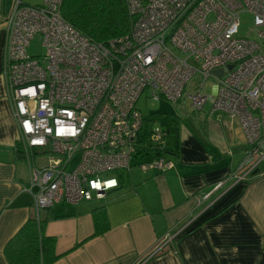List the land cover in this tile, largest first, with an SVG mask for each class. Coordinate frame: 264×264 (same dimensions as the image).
Here are the masks:
<instances>
[{"label": "built area", "instance_id": "obj_1", "mask_svg": "<svg viewBox=\"0 0 264 264\" xmlns=\"http://www.w3.org/2000/svg\"><path fill=\"white\" fill-rule=\"evenodd\" d=\"M125 3L129 31L102 43L62 17V0L14 1L3 74L29 171L23 189L36 216L61 201L102 200L118 186L115 171L173 167L165 153L133 160L167 135L137 108L145 91L147 98L174 103L186 95L193 111L209 102L208 115L235 120L252 147L264 140V0ZM243 12L252 15L253 38L238 35ZM36 35L45 48L41 57L27 53ZM43 154L53 159L36 163Z\"/></svg>", "mask_w": 264, "mask_h": 264}, {"label": "crops", "instance_id": "obj_2", "mask_svg": "<svg viewBox=\"0 0 264 264\" xmlns=\"http://www.w3.org/2000/svg\"><path fill=\"white\" fill-rule=\"evenodd\" d=\"M14 1L0 0V264L7 241L37 215L3 74ZM208 111H195L178 145L164 143L170 170L125 169L102 200L39 209L54 264H264V140L252 147L235 120ZM103 203L109 227L93 237L91 209Z\"/></svg>", "mask_w": 264, "mask_h": 264}, {"label": "trees", "instance_id": "obj_3", "mask_svg": "<svg viewBox=\"0 0 264 264\" xmlns=\"http://www.w3.org/2000/svg\"><path fill=\"white\" fill-rule=\"evenodd\" d=\"M61 15L78 31L102 43L126 34L130 27L125 0H62ZM152 120L158 121L166 134H175V142L178 145L179 119L176 115L153 113L144 119L147 123ZM15 148L25 157L19 142ZM164 152L162 147L148 146L138 150L133 160L150 159ZM91 218L92 236L102 235L109 227L106 204L93 207ZM46 221L47 218L38 216L27 219L7 241L4 255L8 264H54L59 259L60 255L55 250V237L45 232Z\"/></svg>", "mask_w": 264, "mask_h": 264}, {"label": "rangeland", "instance_id": "obj_4", "mask_svg": "<svg viewBox=\"0 0 264 264\" xmlns=\"http://www.w3.org/2000/svg\"><path fill=\"white\" fill-rule=\"evenodd\" d=\"M23 1L29 5H42L44 0H23ZM251 27H252V15L247 12L241 13L240 14V28H239L238 35L242 37L253 38L255 33L249 32V29ZM27 53L31 56H37V57H41L44 55L45 48L42 45V41L39 35L34 36L30 40V43L27 47ZM192 83H193V80H191L190 83H188V85L186 86V89H185L186 93L190 92L193 89ZM204 93L205 95H210L212 93V81L211 80H207L204 83ZM147 97H148V94L145 91L141 95V97L139 98L136 104L137 108L142 112L144 116H149L153 113L174 114L179 119V133L181 132V130L190 128L191 124H193L192 118L196 116L197 111L195 112L191 109L190 100L186 95H184L183 99H181L177 103H174V102H171L165 99L152 100ZM209 106H210L209 102H207L205 106L203 107V111H206L209 108ZM176 137L177 136L173 133L167 134L164 137L163 142L159 144V147H163L164 143L166 146H173L175 144ZM178 138H179V135H178ZM77 157L78 155H75L73 157V162L77 159ZM51 158L53 159L52 154L51 155L43 154L41 156H35L34 161L36 163H39L42 161L47 162L48 159H51ZM136 168L140 170L138 167ZM119 172L122 173V179H126V177H128V174L127 172H125V169L115 171L113 175L116 176L118 175ZM134 172H137V171L134 170L131 173L133 174ZM91 204H94V203L91 202ZM54 207L55 205L50 207V209H53ZM41 211H43V208L41 209Z\"/></svg>", "mask_w": 264, "mask_h": 264}, {"label": "water", "instance_id": "obj_5", "mask_svg": "<svg viewBox=\"0 0 264 264\" xmlns=\"http://www.w3.org/2000/svg\"><path fill=\"white\" fill-rule=\"evenodd\" d=\"M215 73L218 74V75H221L222 74V70L218 69V70L215 71Z\"/></svg>", "mask_w": 264, "mask_h": 264}, {"label": "clouds", "instance_id": "obj_6", "mask_svg": "<svg viewBox=\"0 0 264 264\" xmlns=\"http://www.w3.org/2000/svg\"><path fill=\"white\" fill-rule=\"evenodd\" d=\"M112 183L114 184V183H115V181L113 180V181H112Z\"/></svg>", "mask_w": 264, "mask_h": 264}]
</instances>
